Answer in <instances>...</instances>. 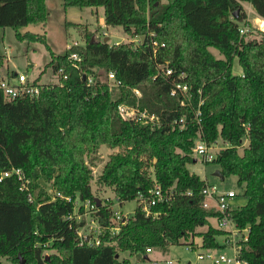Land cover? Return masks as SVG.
Returning <instances> with one entry per match:
<instances>
[{
  "label": "trees",
  "instance_id": "obj_1",
  "mask_svg": "<svg viewBox=\"0 0 264 264\" xmlns=\"http://www.w3.org/2000/svg\"><path fill=\"white\" fill-rule=\"evenodd\" d=\"M46 1L0 0V37L8 28L19 43L44 45L50 61L43 73L62 71L59 85L28 77L44 87L36 97L8 100L0 90V258L15 264L19 257L27 264H130L119 254L145 258L148 249L165 253L171 245L193 244L196 238L203 248H218L216 238L222 234L208 222L218 213L204 209L200 196L206 180L187 169L200 136L207 144L228 145L205 163L212 169L208 183L232 189L235 178L238 197L246 204L231 217L238 227L250 228L243 255L248 264H264V34L257 39L253 32L241 36L238 30L246 18L242 2L264 18V0H62L64 9L102 8L105 28L120 27L140 38L135 47L110 46L70 23L85 43L62 55L51 51L45 33L23 31L45 25ZM152 42L157 43L154 54ZM209 48L224 58H214ZM72 54L83 58L80 69L72 65ZM235 58L241 75L232 73ZM158 66L172 74H160ZM4 67L0 81L15 75L0 55V71ZM110 72L120 83L116 94L107 84ZM175 84L186 85L187 93L171 96ZM133 89L140 90V108L155 115L160 128L118 116L119 104L136 103ZM101 146L119 151L108 157L98 185L111 188L120 205L155 186L170 191L169 203L151 208L157 216H145L138 205L111 233L114 213L110 203L97 206L84 162ZM14 170L29 181L28 190H20L16 175L3 177ZM39 182L51 183L52 194ZM57 194L97 206L98 246L80 245L76 231L84 222L67 219L74 205ZM203 227L207 230L198 232ZM46 250L51 251L48 258Z\"/></svg>",
  "mask_w": 264,
  "mask_h": 264
},
{
  "label": "rangeland",
  "instance_id": "obj_2",
  "mask_svg": "<svg viewBox=\"0 0 264 264\" xmlns=\"http://www.w3.org/2000/svg\"><path fill=\"white\" fill-rule=\"evenodd\" d=\"M159 2L161 4H165L166 0H159ZM46 6L48 17L45 25L38 24L36 26H28L23 31L45 33L47 43L55 55L64 54L65 50L74 43L79 45H83L85 43L84 37H82L77 29H75L77 28L75 27L76 25L71 24H79V28L88 30L96 42H101L105 38H108L107 42L110 46L115 44H127L135 47L139 43L140 38L128 36L120 27H104L103 29L99 25V23L103 22L104 19L102 8H96L94 11L89 8L83 10L76 8L64 9L62 6V0H47ZM242 6L246 13V18L251 21L250 24H256L257 15L251 9L250 5L242 2ZM247 9H251L253 12L249 14ZM95 10H97V12H95ZM260 36L261 35L259 33H256L253 38L260 39ZM209 52L216 59L224 58L220 55L216 48H209ZM0 55L6 56L9 71L15 73H26L31 79H36L38 76H41L40 83H44L49 79L56 82V79L52 76L51 70H47L43 73L45 66L50 61V54L46 50V47L40 43L27 44L17 42L14 36V31L11 29L6 28L1 32ZM5 73L6 69L4 67L3 70L0 71V76L5 75ZM232 73L233 75H241L242 73L237 58L233 60ZM110 89L112 94L117 93V89L113 87ZM218 143L222 144V141H219ZM118 151L119 149H110L106 146H101L96 152L86 155L84 157V162L92 176L90 184L94 199L99 201L103 206L110 203L109 206L114 215L115 213H118L121 221L133 214L135 209L138 207L137 201L133 200L120 205L115 199V195L111 188L98 185V178L100 177L103 166L108 161V157ZM239 152L241 153V150H239ZM191 157L193 162L187 165L189 172L199 176L202 180H206L207 182L210 181L208 174L212 172V169L202 163L201 158L193 155V153ZM150 172H152V178H154L153 171L151 170ZM39 183L43 187H46L48 192L52 194L53 187L52 185L50 186L51 183L49 185H45L42 182ZM215 183L218 184V181H215ZM231 183V188L236 190V185H234L235 178L231 179ZM222 186L224 185L222 184ZM245 204L246 199L238 197L233 205L235 206L234 208H241ZM120 221L117 219L115 220L116 223H119ZM209 224L212 227H216L217 225L216 221L213 219L209 220ZM206 230L207 227H203L199 228L198 232L202 233ZM223 239L224 238L220 236L217 238V241L222 244ZM195 240L198 244L201 241L200 238H196ZM218 251L225 253L226 255H230V251L227 249L220 248ZM201 252L200 248L190 250L187 248L186 244L181 243L179 245L169 246L165 253L157 249H153L151 253L146 255V259L141 257L136 258L124 253L119 254V260H126L130 264H168L169 262H172L173 264H206L205 262H199L197 260V254ZM50 254L51 251L46 250L44 252V256L46 258H48ZM0 262L1 264H15L8 258H0Z\"/></svg>",
  "mask_w": 264,
  "mask_h": 264
},
{
  "label": "built area",
  "instance_id": "obj_3",
  "mask_svg": "<svg viewBox=\"0 0 264 264\" xmlns=\"http://www.w3.org/2000/svg\"><path fill=\"white\" fill-rule=\"evenodd\" d=\"M248 10V9H247ZM249 14L252 13L251 9L248 10ZM256 24H250L251 21L247 18L240 23L239 26V34L241 36L246 35L249 32L261 33L264 34V18L257 16ZM103 42V40L101 41ZM79 44L74 43L72 46H78ZM157 48V43L152 42L153 54L155 53ZM72 65L76 69H80V63L82 62V57L78 54H72L69 57ZM159 73L164 76H170L172 74L171 70H166L161 66H158ZM62 74V71L59 70L57 74H52V76L56 79V82H53L51 79L50 83L59 85L61 82L59 81V77ZM51 76V78H52ZM181 78L183 77L180 76ZM83 78L87 80V85L92 84V78L86 72L83 75ZM63 80L67 79V76H62ZM32 80L28 79V75L26 73H15L14 77L10 80H2L0 81V90L3 92V95L6 99L12 100L18 97H36L40 94V91L44 88L42 86L38 87V85H33ZM107 84L109 87H113L117 89L120 85L119 82L115 80L114 74L112 72L107 74ZM179 91L182 94H186L188 88L186 85L175 84L174 89L171 91V96H174L175 93ZM132 94L136 99V103L134 105L128 104H119L117 106V114L124 121H135L144 126H150L153 128H160L161 124L159 120L153 114H149L146 109H141L139 106L138 100L141 98L140 90L133 89ZM183 121L181 120L180 123ZM199 123V122H198ZM228 145L219 144L215 142L213 144H207L203 141L200 136L194 142V146L192 149V153L195 156L201 158L202 163H210L212 162L217 153L224 148H227ZM12 174L16 175L18 180L21 182L20 190L26 191L28 190L27 185L29 181L24 179L23 174L20 170H14L13 173L6 172L3 174V177H9ZM238 191L235 189H223L217 186L216 184H210L205 181L203 188L200 191V196L202 198V207L206 210H215L218 213L217 217L209 218V220H215L217 225L216 227H211L220 231L221 236L224 238L222 244L217 241L219 247L218 248H203V241L200 239V243L198 244L193 241V244L188 242L186 244L187 248L190 250H195L196 248L201 249V253L197 254V260L199 262H205L206 264H248V261L245 259L243 252L245 251L246 243L249 240L250 228H240L238 225L233 222L231 214L233 211L238 210L239 208H234L233 205L236 199L238 198ZM186 195H190V193H186ZM57 197L66 201L72 202L74 205L73 214L68 216V220L75 219L77 223L84 222L83 226L77 229L76 234L79 238L80 245H96L98 246L99 236L102 233L101 228L99 227L97 221L94 219V215L97 212V206L90 203L89 201H82L78 197L75 200H72L70 197H63L60 194H57ZM54 200V198H52ZM172 199V193L170 191L163 192L159 186H155L152 190L148 192V195L139 194L135 199L138 205L141 207L145 216H157L158 214H153L151 212V208L160 204V203H169ZM31 199L29 198V201ZM82 208V212L80 211ZM116 215V216H115ZM113 215L112 223L113 227L111 228V233L115 234L119 231L121 225H124L127 221V218L122 219L120 221V217L118 213ZM119 220V223H116L115 220ZM94 225V226H92ZM220 237V236H219ZM36 246H40L37 244ZM43 246H47L44 244ZM227 249L230 251V255H226L218 251L219 249ZM147 253H151L148 249ZM168 264H173L169 262Z\"/></svg>",
  "mask_w": 264,
  "mask_h": 264
},
{
  "label": "water",
  "instance_id": "obj_4",
  "mask_svg": "<svg viewBox=\"0 0 264 264\" xmlns=\"http://www.w3.org/2000/svg\"><path fill=\"white\" fill-rule=\"evenodd\" d=\"M142 40H144V37L142 38ZM107 41H108V38H105L103 40V43H107ZM214 176L217 177V178H219L221 181H223V179H224L223 176L218 171H216L214 173ZM95 202H96V204H97L98 207L101 205L99 201L95 200ZM117 257L118 256H116V258ZM145 259H146V257H145ZM18 264H27V263L25 262V260L23 258L19 257Z\"/></svg>",
  "mask_w": 264,
  "mask_h": 264
},
{
  "label": "crops",
  "instance_id": "obj_5",
  "mask_svg": "<svg viewBox=\"0 0 264 264\" xmlns=\"http://www.w3.org/2000/svg\"><path fill=\"white\" fill-rule=\"evenodd\" d=\"M89 9H93V11H94L95 8H89ZM93 11H92V12H93ZM95 12H97V10H95ZM252 12H253V11H252ZM100 23H101V24H100ZM100 23H99V25H100L102 28H104V22H100Z\"/></svg>",
  "mask_w": 264,
  "mask_h": 264
}]
</instances>
